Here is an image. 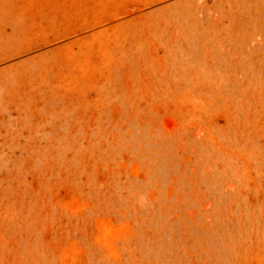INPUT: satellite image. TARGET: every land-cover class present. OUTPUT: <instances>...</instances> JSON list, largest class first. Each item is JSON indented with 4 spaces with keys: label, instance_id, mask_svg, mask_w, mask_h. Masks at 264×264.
<instances>
[{
    "label": "rangeland",
    "instance_id": "obj_1",
    "mask_svg": "<svg viewBox=\"0 0 264 264\" xmlns=\"http://www.w3.org/2000/svg\"><path fill=\"white\" fill-rule=\"evenodd\" d=\"M0 264H264V0H0Z\"/></svg>",
    "mask_w": 264,
    "mask_h": 264
}]
</instances>
